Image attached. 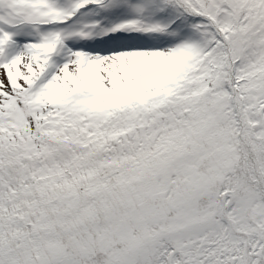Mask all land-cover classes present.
Here are the masks:
<instances>
[{"label":"snow or ice","instance_id":"6c2138e0","mask_svg":"<svg viewBox=\"0 0 264 264\" xmlns=\"http://www.w3.org/2000/svg\"><path fill=\"white\" fill-rule=\"evenodd\" d=\"M0 264H264V0H0Z\"/></svg>","mask_w":264,"mask_h":264}]
</instances>
